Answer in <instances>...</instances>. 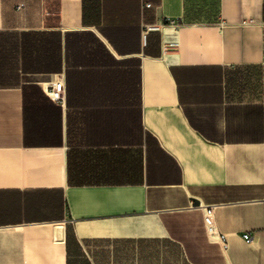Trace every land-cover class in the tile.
<instances>
[{"label":"crops","instance_id":"0c3cea01","mask_svg":"<svg viewBox=\"0 0 264 264\" xmlns=\"http://www.w3.org/2000/svg\"><path fill=\"white\" fill-rule=\"evenodd\" d=\"M0 264H264V0H0Z\"/></svg>","mask_w":264,"mask_h":264},{"label":"built area","instance_id":"2783aa9c","mask_svg":"<svg viewBox=\"0 0 264 264\" xmlns=\"http://www.w3.org/2000/svg\"><path fill=\"white\" fill-rule=\"evenodd\" d=\"M147 6H150V3H146ZM171 24H176L174 20L169 21ZM146 30L149 29H159L160 27L157 25H149L146 24ZM168 48H176L177 43H169L166 44ZM63 83L62 82H56L54 89L50 91V95L53 99L55 100H62L63 99ZM218 204H201L199 207L201 208L203 212V221H204V226L206 229V233L208 237L212 240H216L220 243L221 247L223 250H227L229 247V242L227 239V234L221 233L219 230L217 223H216V218H215V211L217 208ZM244 238L246 240L251 239V235L249 233H246L244 235Z\"/></svg>","mask_w":264,"mask_h":264},{"label":"water","instance_id":"95a60500","mask_svg":"<svg viewBox=\"0 0 264 264\" xmlns=\"http://www.w3.org/2000/svg\"><path fill=\"white\" fill-rule=\"evenodd\" d=\"M64 235V230L62 226H59L56 228V238L57 239H62Z\"/></svg>","mask_w":264,"mask_h":264},{"label":"trees","instance_id":"16d2710c","mask_svg":"<svg viewBox=\"0 0 264 264\" xmlns=\"http://www.w3.org/2000/svg\"><path fill=\"white\" fill-rule=\"evenodd\" d=\"M80 255H81V256H84V254H83V253H82V254L80 253ZM69 256H71V253H69Z\"/></svg>","mask_w":264,"mask_h":264}]
</instances>
